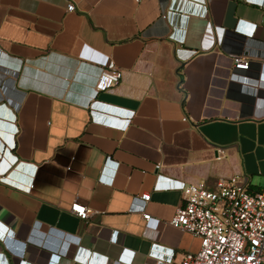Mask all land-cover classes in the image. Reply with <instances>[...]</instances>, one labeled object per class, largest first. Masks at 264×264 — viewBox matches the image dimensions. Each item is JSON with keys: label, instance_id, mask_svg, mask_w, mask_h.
<instances>
[{"label": "crops", "instance_id": "0c3cea01", "mask_svg": "<svg viewBox=\"0 0 264 264\" xmlns=\"http://www.w3.org/2000/svg\"><path fill=\"white\" fill-rule=\"evenodd\" d=\"M262 2L0 0V260L178 264L200 246L168 222L184 182L262 188Z\"/></svg>", "mask_w": 264, "mask_h": 264}, {"label": "built area", "instance_id": "2783aa9c", "mask_svg": "<svg viewBox=\"0 0 264 264\" xmlns=\"http://www.w3.org/2000/svg\"><path fill=\"white\" fill-rule=\"evenodd\" d=\"M260 6L264 9V0ZM66 8L74 9V3L68 2ZM248 66L249 59L244 54L232 55L233 69H247ZM121 76L122 70L115 64L105 66L99 73L96 87L106 89L116 84ZM132 114L133 111L121 124L105 122L125 127ZM137 195L148 200L151 194L142 191ZM71 209L82 218L90 212L89 207L78 201L72 203ZM143 217L149 218L150 213H143ZM168 222L200 238L198 250L185 252L178 264H264V186L252 189L238 174L220 177L212 187L204 180L184 182L182 201ZM132 253L123 248L114 263L130 261ZM147 263L169 264L157 259ZM0 264L7 263L0 260Z\"/></svg>", "mask_w": 264, "mask_h": 264}]
</instances>
